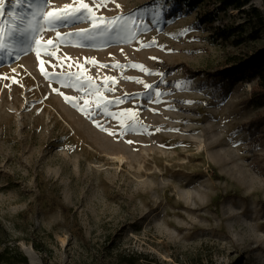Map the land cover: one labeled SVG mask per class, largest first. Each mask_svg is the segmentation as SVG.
I'll return each mask as SVG.
<instances>
[{"label":"rangeland","instance_id":"1","mask_svg":"<svg viewBox=\"0 0 264 264\" xmlns=\"http://www.w3.org/2000/svg\"><path fill=\"white\" fill-rule=\"evenodd\" d=\"M85 2L105 22L134 14L136 23L41 31L40 0H5L0 29L19 26L14 12L28 31L0 51V253L26 250L34 264H264V140L246 131L264 115L245 106L255 84L223 96L186 73L237 52L213 39L222 24L199 26L203 9L172 14L165 0ZM65 4L73 0L49 8ZM252 4L264 10V0ZM37 39H53L55 56L46 46L38 59ZM69 73L91 77L111 102L97 108Z\"/></svg>","mask_w":264,"mask_h":264},{"label":"trees","instance_id":"2","mask_svg":"<svg viewBox=\"0 0 264 264\" xmlns=\"http://www.w3.org/2000/svg\"><path fill=\"white\" fill-rule=\"evenodd\" d=\"M169 4V12L197 13L196 23L199 26H215L222 24L212 33L216 42H224L233 46L237 52L226 59L222 67L214 70L193 72L186 70L188 77H204L211 81L221 95L227 96L240 84H255L247 108L264 109V10L254 6L253 0H165ZM237 12L239 22L236 21ZM198 74V75H195ZM246 131L257 142L264 140V115L259 114L246 125ZM40 251L39 247H35ZM129 264H136L139 256L126 259ZM3 264H29L28 258L18 248L5 249L0 253Z\"/></svg>","mask_w":264,"mask_h":264},{"label":"snow or ice","instance_id":"3","mask_svg":"<svg viewBox=\"0 0 264 264\" xmlns=\"http://www.w3.org/2000/svg\"><path fill=\"white\" fill-rule=\"evenodd\" d=\"M23 0H14L13 7H18ZM114 2V0H113ZM52 3V0H40L39 6L37 11L33 13V18L40 17L42 20L41 25V31H48V30H55L58 25L70 23L73 21H79L81 19H87L91 21V29H85L81 28L79 29L78 35H84L85 33L99 29V28H105L108 31H111L113 28L122 27V28H128L129 25H134L136 23V20L134 19V14L129 15L127 19H123L121 16H117L111 20H108L105 22V18L102 16H97L94 8L90 6L89 3L85 2V0H73V4H65L61 8L56 10H51L49 8V5ZM93 3L96 4L97 7H104L105 5L100 4L97 2V0H93ZM4 6H5V0H0V17L5 15L4 12ZM116 8H120L121 5L116 3ZM29 7H32L31 0H29ZM7 15L9 17H12L14 21L19 22V26H14L11 29V32L7 28L0 29V51L5 50L9 47V45L5 42L7 38L10 37L12 33H16L20 36H23L28 29L24 27L23 19L17 17L14 12H8ZM100 21V22H98ZM131 31V29H129ZM39 35V33H37ZM56 37H61V33L59 31H56L55 33ZM152 44H155V41H152ZM35 45L37 47L36 55L37 58L40 59V57L43 55L41 51H39L40 48L50 46L47 55L50 57L55 56L56 52V45L54 44L53 39H48L46 41V45L42 44L39 39L35 40ZM150 46V45H149ZM123 51V50H121ZM57 60H59L58 57H56ZM151 59H156L155 57H151ZM87 62V61H86ZM41 66L45 63L43 60H40ZM93 64L96 63V61H92ZM116 66H119L118 64ZM71 67V65H69ZM79 67V65H77ZM42 73H44L43 67H41ZM141 71H144L143 67L141 66ZM63 74V73H61ZM46 75V73H45ZM71 78L76 79L80 83H86L89 86V89L92 90V94L99 97V101L96 102V107L100 108L103 106H106L111 101L108 100L107 97L103 95L102 92H100L98 86H94L91 82V77H88L86 80L82 79L81 75L79 73H69L68 74ZM111 79V78H108ZM138 83H142V81H137ZM146 88L149 87L148 85H144ZM109 91H114L111 87L108 89ZM53 91H57V89H53ZM60 95H64L63 93H59ZM158 95V94H157ZM64 99L66 102L73 104L75 107L76 104L74 102V98L64 96ZM118 102V101H117ZM84 104L87 105L88 101L85 100ZM81 112H85L86 109L81 107L78 109ZM132 116H135V113H131ZM94 125L98 128H100L101 131H107V129L103 128L102 125L98 121H93ZM107 134L112 136L116 135V133L107 131ZM128 143H132V141H128Z\"/></svg>","mask_w":264,"mask_h":264},{"label":"bare ground","instance_id":"4","mask_svg":"<svg viewBox=\"0 0 264 264\" xmlns=\"http://www.w3.org/2000/svg\"><path fill=\"white\" fill-rule=\"evenodd\" d=\"M24 253H25V255H27L29 257L30 262L34 264L33 254L28 252V251H26V250L24 251Z\"/></svg>","mask_w":264,"mask_h":264}]
</instances>
